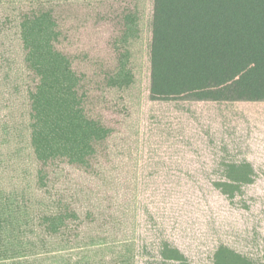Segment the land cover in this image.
Here are the masks:
<instances>
[{"label": "rangeland", "instance_id": "1", "mask_svg": "<svg viewBox=\"0 0 264 264\" xmlns=\"http://www.w3.org/2000/svg\"><path fill=\"white\" fill-rule=\"evenodd\" d=\"M153 11L154 0H0V264H264V101L153 97ZM54 52L70 59L59 81L79 115L106 134L87 128L97 172L60 166L41 186L29 62L40 53L55 85ZM58 194L96 215L47 234L38 217Z\"/></svg>", "mask_w": 264, "mask_h": 264}, {"label": "trees", "instance_id": "2", "mask_svg": "<svg viewBox=\"0 0 264 264\" xmlns=\"http://www.w3.org/2000/svg\"><path fill=\"white\" fill-rule=\"evenodd\" d=\"M35 14H24V22ZM152 25L153 97L264 100V0H154ZM40 53L29 62L37 75L29 95L30 141L38 184L46 186L65 174L58 171L60 166L73 165L90 174L98 167L94 165L97 157H92L94 143L86 139L87 128H93L79 115L78 99L69 96L72 85L67 78L59 81V76L71 73L70 59L53 53L61 73L57 84L46 85ZM93 131L96 136L98 131H103L101 136L106 134L99 126ZM55 203L57 211L38 217L47 234L66 236L78 223L96 215L87 208L81 216L71 197L64 194H58ZM165 256L181 258L176 249H167ZM218 256L222 258L219 264L229 261L227 254Z\"/></svg>", "mask_w": 264, "mask_h": 264}, {"label": "crops", "instance_id": "3", "mask_svg": "<svg viewBox=\"0 0 264 264\" xmlns=\"http://www.w3.org/2000/svg\"><path fill=\"white\" fill-rule=\"evenodd\" d=\"M264 101V100H263Z\"/></svg>", "mask_w": 264, "mask_h": 264}]
</instances>
